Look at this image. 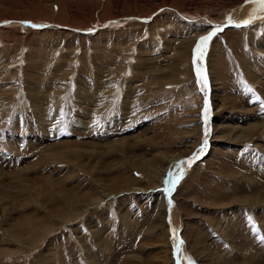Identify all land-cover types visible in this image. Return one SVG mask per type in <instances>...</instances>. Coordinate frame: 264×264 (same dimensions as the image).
<instances>
[{"label": "rangeland", "instance_id": "1", "mask_svg": "<svg viewBox=\"0 0 264 264\" xmlns=\"http://www.w3.org/2000/svg\"><path fill=\"white\" fill-rule=\"evenodd\" d=\"M263 14L0 0V264H264Z\"/></svg>", "mask_w": 264, "mask_h": 264}, {"label": "snow or ice", "instance_id": "2", "mask_svg": "<svg viewBox=\"0 0 264 264\" xmlns=\"http://www.w3.org/2000/svg\"><path fill=\"white\" fill-rule=\"evenodd\" d=\"M251 2L259 5L260 10L264 11V0H251ZM248 23H249L248 20L244 21L245 25H247ZM236 26H239V25H236ZM32 27H39V26L38 25H32ZM215 34H216L215 32H212L209 34V36L201 38L200 42L197 45V49H196L197 52L201 53V56L203 55V52L201 51L202 47L204 45H206L208 43V41L211 40L212 36H214ZM197 74L199 76V72ZM198 83H199V80H198ZM247 91L251 92L252 90L249 88V89H247ZM205 110H207V100L205 101ZM205 143H206V141H205ZM200 151H203V149H201ZM188 163L190 164L191 161H189ZM189 264H191V262H189Z\"/></svg>", "mask_w": 264, "mask_h": 264}, {"label": "bare ground", "instance_id": "3", "mask_svg": "<svg viewBox=\"0 0 264 264\" xmlns=\"http://www.w3.org/2000/svg\"><path fill=\"white\" fill-rule=\"evenodd\" d=\"M254 7H255V6H254ZM262 12H263V11H262ZM260 14H261V13H260ZM251 15H252V14H251ZM263 15H264V14H263ZM258 16H259V15H258ZM254 18H255V17H254ZM259 18L261 19L262 17L259 16ZM262 19H263V18H262ZM250 20H251V19H250ZM230 23H231V24H230ZM232 23H234V24H232ZM229 24L232 25V26H236V25H238V21H237V20H233V21H231V22L229 21ZM225 27H226V26H225ZM218 31H219V30H218ZM217 33H218V32H217ZM196 45H197V44H196ZM196 48H197V47H196ZM197 60H198V59H197ZM205 77H207V76H205ZM207 80H208V81H207V82H208V87H210V86H209V85H210V84H209V79H207ZM208 87H207V88H208ZM204 88H206V87H204ZM208 89H209V88H208ZM207 99H208V95H207ZM82 129H83V128H82ZM205 136H206V135H205ZM206 141H207V144H208V143H209L208 138L206 139ZM204 142H205V141H204ZM207 144H206L205 146H208ZM176 156H177V155H176ZM175 161H176V159H175V157H174V161L171 160V163H173V162H175ZM177 161H179V160L177 159ZM177 161H176V162H177ZM183 161H184V160H183ZM180 165H181V164H180ZM183 165H184V163H183ZM183 165H182V166H183ZM175 166H176V164H175ZM169 168H170V167H169ZM169 168H168V170H169ZM170 169H171V168H170ZM177 169H179V171H180V168H179V167H177ZM181 170L183 171V170H184V167H183V168L181 167ZM172 171H173V170H172ZM168 173L170 174V172H168ZM167 175H168V174H167ZM163 176H164V175H163ZM162 180H163V178L161 179V181H162ZM169 182H170V181L167 180V181L164 183V184L166 185V187H165V191H166V193L169 192V191L171 190V187L169 186V185H170ZM166 193H165V194H166ZM166 196L169 198V197H170V193H167ZM162 201H163V200H162ZM161 209H164V204H163V203H162L161 206H160V210H161ZM167 211H168V210H167ZM169 215H170V214H169ZM170 218H171V217H170ZM175 222H176V221H175ZM175 222H173V225L170 223V226L173 227L174 230H177V229H179V227H178V226H175ZM235 230H236V229H235ZM182 241H183V240H182Z\"/></svg>", "mask_w": 264, "mask_h": 264}, {"label": "water", "instance_id": "4", "mask_svg": "<svg viewBox=\"0 0 264 264\" xmlns=\"http://www.w3.org/2000/svg\"><path fill=\"white\" fill-rule=\"evenodd\" d=\"M23 24H30V23H28V22H23ZM31 25H32V24H31ZM168 172H169V170L166 169L165 174H164L165 178L163 177V180H165V181H166V178H167V174H168ZM166 208H167L168 210H171V211H174V210H175V203L173 202V200H172L171 198H167V206H166Z\"/></svg>", "mask_w": 264, "mask_h": 264}]
</instances>
